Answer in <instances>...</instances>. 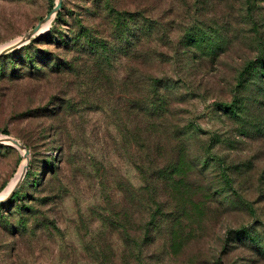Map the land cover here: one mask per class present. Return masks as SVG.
Returning a JSON list of instances; mask_svg holds the SVG:
<instances>
[{"label":"rangeland","instance_id":"1","mask_svg":"<svg viewBox=\"0 0 264 264\" xmlns=\"http://www.w3.org/2000/svg\"><path fill=\"white\" fill-rule=\"evenodd\" d=\"M55 2L0 0V264H264V0H60L3 50Z\"/></svg>","mask_w":264,"mask_h":264},{"label":"trees","instance_id":"2","mask_svg":"<svg viewBox=\"0 0 264 264\" xmlns=\"http://www.w3.org/2000/svg\"><path fill=\"white\" fill-rule=\"evenodd\" d=\"M246 19L247 20H251L252 17L250 16V6H247V9H246ZM190 33L187 32V36H189ZM191 35H192V43L191 44H195V42H197L196 40V32H191ZM258 49V55L255 59L253 60H248L246 61L241 70H239L235 77H234V82L236 84V86L239 85L242 86L241 84L243 83H249L250 81L252 82H262V79H264V45L263 44H260V46L257 48ZM260 70V72L257 71ZM152 85H153V88H155V85L158 86L160 83H161V80H152ZM168 83V82H167ZM160 86V85H159ZM164 87V86H163ZM245 88V87H243ZM166 90V86L164 88ZM236 93H238V90H235ZM155 96L154 97H157L155 100V102H164L165 101V98L166 96L164 94H159L158 93V89L156 88L155 89ZM155 102L153 101H150V105H154ZM149 104H146L147 107ZM239 110V112H242V108H237ZM221 111H223V113H230V115H233L235 110H236V106L233 105V104H228V105H221ZM158 177V176H157ZM160 177V175H159ZM158 177V178H159ZM157 178V179H158ZM160 179V178H159ZM16 194H17V191L15 190L11 197L9 198V200L13 199L14 197H16Z\"/></svg>","mask_w":264,"mask_h":264},{"label":"water","instance_id":"3","mask_svg":"<svg viewBox=\"0 0 264 264\" xmlns=\"http://www.w3.org/2000/svg\"><path fill=\"white\" fill-rule=\"evenodd\" d=\"M59 5H60V0H56L54 6L51 8L49 13L44 18H42V20L40 22H38L36 25H34L33 28L30 31H28L23 37L16 39L15 42H13L10 45L6 46L3 50L10 49V48H12V47H14V46H16L18 44L23 43L26 39H28L33 33H35L37 31V29L39 28L40 24L43 21H46L48 19L49 14L51 12L56 11L58 9ZM0 143L7 144V145H10V146H15L18 149H22L23 150V156H24V158L26 157L27 151L24 150L23 145L21 143H19L16 139H13L12 137H8V136H0ZM25 167H26V163H24V165H23V171H22L21 177L25 173ZM18 184H19V181H17L11 187V189L9 190V192L7 193V195L4 198L0 199V202H2L4 199H9L10 196L12 195V193L16 190Z\"/></svg>","mask_w":264,"mask_h":264},{"label":"bare ground","instance_id":"4","mask_svg":"<svg viewBox=\"0 0 264 264\" xmlns=\"http://www.w3.org/2000/svg\"><path fill=\"white\" fill-rule=\"evenodd\" d=\"M48 20H49V19H48ZM48 20H47V21H48ZM47 21H46V22H47ZM46 22H45V23H46ZM45 23H43V24L40 25L39 30L44 26ZM46 27H47V24L41 29V31H43V29H45ZM21 150H22V149H21ZM22 171H23V167H22L20 173H18V174L15 176V178L10 182V184L6 187V189L2 192V194H0V197H4L5 195H7V193H8L9 190L11 189V187H12L17 181L20 180L21 175H22Z\"/></svg>","mask_w":264,"mask_h":264}]
</instances>
